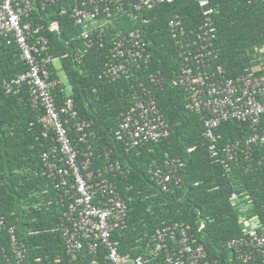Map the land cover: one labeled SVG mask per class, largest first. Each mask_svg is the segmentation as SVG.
I'll return each instance as SVG.
<instances>
[{
	"label": "trees",
	"instance_id": "obj_1",
	"mask_svg": "<svg viewBox=\"0 0 264 264\" xmlns=\"http://www.w3.org/2000/svg\"><path fill=\"white\" fill-rule=\"evenodd\" d=\"M211 1L215 7L217 64L222 66L224 76L264 72V0ZM34 4L33 12L24 20L43 26L48 52L60 63L59 68L54 63L47 66L50 77L65 76L79 114L92 121L93 134L79 147L85 150L90 144L101 153L100 161L105 151L119 161L114 179L128 206L126 227L113 233L120 252L145 254L151 259L149 264H165L162 256L157 259L151 253L155 229L182 221L190 224L195 243H202L210 257L220 258L219 264H241L223 243L245 234L241 205H247L248 214L264 223V147L245 148L236 160H226L225 166L221 148L247 138L249 122L222 121L214 129L213 141L206 137L201 114L185 108V93L173 81L179 72V60L169 44L168 20L178 14L184 26L195 29L204 20L202 8L192 0H171L148 11L145 22L140 17L136 21L132 16L120 17L106 30L105 46L98 48L88 47L80 36L83 25L74 24L67 12H61L68 7L65 0L45 9H41L39 0ZM52 22L57 23L56 29L50 28ZM135 27L143 31L149 43L151 63L129 80L101 78L110 60L111 39ZM6 40L0 33V214L5 222L15 225L18 240L26 246L28 264H68L58 229L62 208L40 158L45 141L37 122L41 112L31 107L25 89L13 95L2 88L4 80L27 69L18 45ZM150 73L162 78V87L148 81ZM140 81L155 92L170 134L125 151L114 132L120 112L133 103V87ZM62 88L52 90L58 102L65 86ZM260 124L264 129V113ZM70 134L76 136L73 131ZM211 146L218 150V157L212 155ZM169 158H180L184 166L181 182L164 190L151 179L149 167ZM234 194L240 201L232 199ZM0 264H16L3 229Z\"/></svg>",
	"mask_w": 264,
	"mask_h": 264
},
{
	"label": "built area",
	"instance_id": "obj_2",
	"mask_svg": "<svg viewBox=\"0 0 264 264\" xmlns=\"http://www.w3.org/2000/svg\"><path fill=\"white\" fill-rule=\"evenodd\" d=\"M59 1L39 0V4L45 9ZM65 1L68 7H63L61 12H67L74 24L83 25L80 36L87 46L103 48L106 30L120 17L132 16L135 21L140 17L145 22L148 11L171 0ZM192 1L198 3L204 15L195 29L184 26L178 14L168 20L169 44L179 60V72L173 81L185 93V108L201 114L210 140H215L214 129L224 120L249 122L251 132L247 138L221 148L223 163L228 166L227 161L236 160L245 148L264 147V129L260 124L264 113V72L251 70L235 78L224 76L222 66L217 64L215 7L211 0ZM34 6V0H0V33L7 43L18 45L21 59L27 65L24 72L4 80L2 88L6 94L13 95L25 89L31 107L41 112L37 122L45 141L40 158L62 208L58 229L63 236L68 264H149L151 259L145 254L120 252L113 240V233L126 227L128 216L127 202L114 179L115 171L120 168L119 161L112 159L108 151L100 161L101 153H96L90 144L85 150L79 147V143L89 142L92 121L79 114L69 91L64 90L60 102L52 92L56 87L63 90V83L60 78L50 77L47 66L56 60L48 52L43 26L24 20ZM50 28L56 29L57 23L52 22ZM109 58L100 74L107 81L129 80L137 70L147 68L152 56L143 31L135 27L113 36ZM148 81L156 88L163 85L162 78L153 73L148 74ZM133 88L134 101L120 112L114 132L125 151L170 134L155 92L143 81ZM71 131L76 135L73 138ZM211 149L212 155L218 157V150L214 146ZM183 166L180 158H169L153 163L149 173L151 179L167 190L170 184L181 182ZM232 199L240 201L236 194ZM241 207L245 234L226 240L223 247L235 253L241 264L255 261L264 264V223L248 214L247 205ZM190 228V224L182 221L157 227L152 255L157 259L162 256L165 264H219V257H210L202 243L194 242ZM0 229L9 236L15 263L28 264L26 246L18 240L15 225L5 222L1 214Z\"/></svg>",
	"mask_w": 264,
	"mask_h": 264
},
{
	"label": "crops",
	"instance_id": "obj_3",
	"mask_svg": "<svg viewBox=\"0 0 264 264\" xmlns=\"http://www.w3.org/2000/svg\"><path fill=\"white\" fill-rule=\"evenodd\" d=\"M89 26H90V25H89ZM55 62H58V60H56ZM55 62H54V65H55ZM58 63H59V62H58ZM59 65H60V63H59ZM59 65H58V66L55 65V66L59 68ZM60 80L62 81L63 85L65 86L66 91H68V90H69V86H68V84H67L66 79L63 78L62 75H61V76H60Z\"/></svg>",
	"mask_w": 264,
	"mask_h": 264
},
{
	"label": "rangeland",
	"instance_id": "obj_4",
	"mask_svg": "<svg viewBox=\"0 0 264 264\" xmlns=\"http://www.w3.org/2000/svg\"><path fill=\"white\" fill-rule=\"evenodd\" d=\"M55 65H57V66H58V65H59V63H58V62H55ZM257 67H258V66L254 67V68H257ZM62 77H63V78H65V76H63V75H62Z\"/></svg>",
	"mask_w": 264,
	"mask_h": 264
}]
</instances>
